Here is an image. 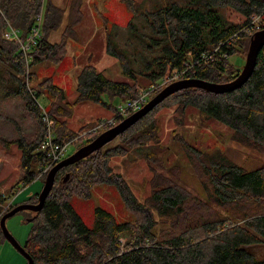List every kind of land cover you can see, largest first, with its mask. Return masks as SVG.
Instances as JSON below:
<instances>
[{
	"label": "trees",
	"instance_id": "1",
	"mask_svg": "<svg viewBox=\"0 0 264 264\" xmlns=\"http://www.w3.org/2000/svg\"><path fill=\"white\" fill-rule=\"evenodd\" d=\"M121 2L133 19L142 20L151 36L139 38L132 20L128 23L129 38H139L143 44L140 49L134 47L138 57L134 59L107 30L105 53L118 62L123 81L107 78L89 62L76 76V97L70 105L65 102L64 91L49 77L29 87L35 81L30 69L65 60L68 41L76 40L74 29L81 23L82 0H69L67 9L56 7L51 0H46V5L45 0H0V63L8 68L7 95L22 99L36 124L33 141L21 139L16 143L23 177L11 187L9 198L38 180L40 169L48 163L39 150L47 134L44 115L53 121L51 130L57 143L76 141L77 145L82 143L80 147L86 146L100 133L82 137L68 129L66 120L76 105L99 106L116 116L112 100H134L137 85H159L174 72L181 81L230 82L240 73L230 58L238 56L240 49L247 51L251 36L264 28V0ZM41 10L42 23L29 52L3 38L5 28L11 27L24 42ZM227 10L238 13L243 22H228ZM66 16L60 42H48L47 36L62 26ZM257 18L263 24L255 29ZM133 64L141 70L135 72ZM40 97L50 103L38 104ZM167 106H176L181 115L189 107L204 113L232 130V142L264 157V47L251 76L235 91H178L100 150L60 169L42 210L29 219L31 230L23 248L33 264H264V258L257 259L246 250L264 244V167L247 172L220 151H200L183 142L204 198L187 191L181 184L180 168L173 167L159 174L151 170L150 193L143 202L137 200L121 175L113 172V158L160 143L156 115L159 108ZM124 119L117 118V122ZM112 127L107 125L104 131ZM2 142L0 139V145ZM151 157L147 152L145 159ZM102 184L116 188L126 210L136 218L134 223H119L107 210L96 208L92 228L84 225L70 202L74 197L89 199L91 188ZM5 200L0 197V217ZM37 202L38 194H34L21 204ZM21 204H11L8 211ZM155 217L160 219V226L168 224V228H160ZM5 241L0 230V245Z\"/></svg>",
	"mask_w": 264,
	"mask_h": 264
},
{
	"label": "rangeland",
	"instance_id": "2",
	"mask_svg": "<svg viewBox=\"0 0 264 264\" xmlns=\"http://www.w3.org/2000/svg\"><path fill=\"white\" fill-rule=\"evenodd\" d=\"M51 1L54 2L53 5L62 9H67L69 3V0ZM81 14V23L74 29L76 40L68 41L65 60L59 65L44 62L30 69V72L34 73L35 81L30 82L29 87H36V84L43 78L49 77L53 79L55 86L64 91L66 95L65 102L70 105L76 97V76L81 68L89 62L107 78L114 81H123L118 62L105 53L107 30L113 34L116 44L123 49L125 48L127 53L134 59H138L135 56L134 47L139 49L143 47L139 38L151 36L142 20L133 19V16L122 5L121 0H82ZM225 16L230 23L240 24L243 22V18L232 10H227ZM66 18L67 16L57 31L47 36L48 42H60L66 26ZM131 20L136 26V35L139 38L130 39L128 36V23ZM253 23H255V29L263 24L259 18L255 19ZM5 31L10 32V28L6 27ZM239 53L238 56L230 58L229 62L241 71L245 65L247 51L240 49ZM144 55L146 54L144 53ZM133 70L137 72L141 69L140 67L136 68L133 64ZM7 72L8 68L0 63V139L4 141L2 142L3 145H0V197L6 199L5 204L2 206L3 212L0 219L6 214L11 204H19L29 196L39 194L44 183V181L36 180L25 190H20L21 192L17 196L8 197L11 187L19 183L23 177L20 162L21 153L16 143L21 139L26 142L33 141L36 124L31 117L33 116L31 112L26 111L22 99L7 95V90L10 87L5 81ZM149 87L150 85L142 83L137 85L138 90L141 91H145ZM156 94L157 91L148 102ZM104 100L108 101V97L104 96ZM111 102L114 109L123 104L118 100H112ZM37 103L45 106L50 103V100L40 97L37 99ZM176 109V106L158 109L156 116L159 124V144H146L141 150H133L126 157L111 160L110 166L113 172L121 175L123 181L139 202H143L149 196L151 170L159 174L173 167L180 168L182 186L192 194L204 198L199 181L184 153L183 142L200 151H220L247 172L264 167L263 156L254 151L246 150L231 141L232 130L226 125L212 118H207L204 113L194 108H186L184 115L178 113ZM110 113H112L111 110L106 111L99 106L78 104L73 107L72 114L66 120V123L71 132L80 134L82 137L90 134H102L105 132L104 129L97 130L94 133L90 132L89 129H92V127L95 129L103 120L115 117H112ZM118 124L115 121V126ZM81 144L69 145L67 157L76 152L78 148H81ZM147 152L152 155L150 160L145 159ZM90 192L89 199L83 200L74 197L70 202L75 213L89 229L92 228L96 208L107 210L119 223H134L136 220L126 210L114 186L97 185L91 188ZM33 215L34 212L32 211H22L5 222L7 232L21 246L25 243L31 230L29 219H32ZM155 220L158 223L157 225L160 226V219L156 218ZM160 228H168V224L161 225ZM246 250L257 259L264 258V244L255 245ZM0 264H27V261L9 242L5 241L0 245Z\"/></svg>",
	"mask_w": 264,
	"mask_h": 264
},
{
	"label": "water",
	"instance_id": "3",
	"mask_svg": "<svg viewBox=\"0 0 264 264\" xmlns=\"http://www.w3.org/2000/svg\"><path fill=\"white\" fill-rule=\"evenodd\" d=\"M264 47V28L255 32L249 41V46L246 54L245 65L238 74V76L227 83L224 84H211L199 80H182L172 83L162 89L158 94H156L141 110L129 115L123 121H121L117 126L110 128L109 130L100 134L96 139L81 147L72 155L64 159L63 161L56 164L45 177L43 188L38 194V202L36 204H21L10 211L6 212L5 215L0 219V230L7 242H9L12 247L18 251L27 261V264H33L30 256L25 252L23 246L16 242V240L7 232L5 222L7 219L15 216L22 211H32L34 213H39L42 210L43 204L50 194L54 182L56 173L63 167H67L84 159L94 151L100 150L106 144L114 140L119 134L124 132L127 128L137 122L139 119L150 113L157 105L163 102L167 97L172 94L181 91L186 88H198L203 89L207 92L213 94H223L235 91L246 83V81L251 76L255 64L256 58L260 50Z\"/></svg>",
	"mask_w": 264,
	"mask_h": 264
},
{
	"label": "built area",
	"instance_id": "4",
	"mask_svg": "<svg viewBox=\"0 0 264 264\" xmlns=\"http://www.w3.org/2000/svg\"><path fill=\"white\" fill-rule=\"evenodd\" d=\"M43 19V12L41 10L40 14L36 17L35 26L32 29V32L24 42H22L18 36V32L14 29L10 28V32L4 31L3 38L6 40H12L20 44L21 49L24 53H27L30 51L32 46L35 45V37L38 35L39 28L41 26ZM179 76H177L174 73L170 75V77L164 78L159 85H152L149 88H147L145 91L138 90L137 96L134 100H130L128 102H125L121 105H119L116 108V116L112 119H109L107 121H102L97 125V127L93 130H90V132H96L97 130L104 129L105 126H115V121H117V118H124L126 116H129L130 114H133L139 110H141L145 104L148 102V100L155 94V91L161 89L162 87H165L173 82H176L179 80ZM45 122V127L47 128V134L44 137L43 141L41 142L39 146V150L43 152L47 159L48 163L44 165L40 169V174L38 175L37 179L44 177L47 175V173L53 168L56 164H58L60 161L64 159L65 154H67L68 147L71 144H75L76 141H71L69 143L61 142L57 143L55 135L52 133V125L53 121L49 119L46 115L43 117ZM85 135V134H84Z\"/></svg>",
	"mask_w": 264,
	"mask_h": 264
},
{
	"label": "crops",
	"instance_id": "5",
	"mask_svg": "<svg viewBox=\"0 0 264 264\" xmlns=\"http://www.w3.org/2000/svg\"><path fill=\"white\" fill-rule=\"evenodd\" d=\"M53 4H54V2H53ZM25 189H26V188H25ZM25 189H23V190H25ZM21 194H22V193H21ZM33 195H34V194H33ZM33 195H32V196H33ZM32 196H29V198L32 197ZM29 198H27V199H29ZM27 199H26V200H27ZM26 200H23L22 202H24V201H26ZM22 202H20L19 204H21ZM13 204H14V203H13ZM17 204H18V203H17ZM22 246H23V245H22Z\"/></svg>",
	"mask_w": 264,
	"mask_h": 264
},
{
	"label": "bare ground",
	"instance_id": "6",
	"mask_svg": "<svg viewBox=\"0 0 264 264\" xmlns=\"http://www.w3.org/2000/svg\"><path fill=\"white\" fill-rule=\"evenodd\" d=\"M66 158H67V154H65V156H64V159H66ZM64 159H63V160H64ZM63 160H62V161H63ZM60 162H61V161H60ZM51 169H52V168H51ZM48 173H49V172H48ZM48 173H47V174H48ZM46 176H47V175H46Z\"/></svg>",
	"mask_w": 264,
	"mask_h": 264
}]
</instances>
